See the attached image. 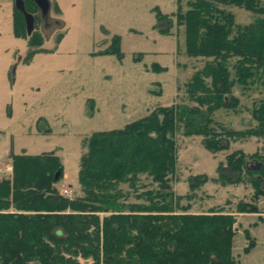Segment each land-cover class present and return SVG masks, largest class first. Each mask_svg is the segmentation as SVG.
I'll return each mask as SVG.
<instances>
[{
    "label": "trees",
    "instance_id": "obj_1",
    "mask_svg": "<svg viewBox=\"0 0 264 264\" xmlns=\"http://www.w3.org/2000/svg\"><path fill=\"white\" fill-rule=\"evenodd\" d=\"M33 2L25 0L27 10ZM187 5L186 12L173 15L185 28L186 54L212 58L186 83L188 100L200 106H158L123 128L91 134L80 159L82 194L73 197L56 186L63 166L53 153L12 155L13 178L0 181V264H238L235 214H258L264 223L258 204L264 198V154L238 150L219 167V180L250 185L252 199L230 210L219 205L193 213L196 191L208 177L193 176L187 194L174 189L177 136L182 129L186 136L202 137L212 153L229 150L239 139L264 141V98L253 104L256 125L246 130L214 119L220 109L237 108L235 85L257 84L264 91V5L262 0H189ZM232 9L262 16L240 25ZM172 17L156 10L161 33H170ZM13 18L15 36L30 38L35 53L43 38L28 34L15 6ZM119 42L115 36L98 54L120 57ZM251 161L258 164L250 166ZM246 234L248 241L254 239ZM254 245L250 242L246 252Z\"/></svg>",
    "mask_w": 264,
    "mask_h": 264
},
{
    "label": "rangeland",
    "instance_id": "obj_2",
    "mask_svg": "<svg viewBox=\"0 0 264 264\" xmlns=\"http://www.w3.org/2000/svg\"><path fill=\"white\" fill-rule=\"evenodd\" d=\"M188 1L51 0L48 26L38 22L34 31L43 43L31 54L30 38L16 37L13 32L14 1L0 0V181L13 178L12 155L53 153L63 166L56 184L59 191L70 187L72 197L82 194L80 159L84 140L91 134L123 128L158 106L199 107L188 100L186 83L212 58L186 54L185 28L173 15L178 10L186 12ZM156 10L173 16L170 33L159 31ZM232 11L240 25L262 16ZM115 36L121 56L99 55L110 48ZM233 93L239 99L237 108L216 111L215 121L235 131L255 126L251 110L264 98L263 89L257 84L245 89L235 85ZM182 133L180 129L177 136L179 180L174 189L187 194L193 176L208 177L196 191L191 212L219 205L230 210L252 199L250 185L219 180V167L238 150L264 154V141L239 139L231 142L229 150L212 153L202 145V137ZM257 164L250 162V166ZM258 202L264 209V198ZM235 215L233 254L238 264H264V223L258 214ZM246 231L253 240H247Z\"/></svg>",
    "mask_w": 264,
    "mask_h": 264
},
{
    "label": "water",
    "instance_id": "obj_3",
    "mask_svg": "<svg viewBox=\"0 0 264 264\" xmlns=\"http://www.w3.org/2000/svg\"><path fill=\"white\" fill-rule=\"evenodd\" d=\"M34 1L37 4V6L40 8L42 16L46 17L49 13L50 1L49 0H34ZM15 5L16 8L24 14L27 32L28 34H31V32L34 29V20H35L34 16L26 11L23 0H16Z\"/></svg>",
    "mask_w": 264,
    "mask_h": 264
},
{
    "label": "flooded vegetation",
    "instance_id": "obj_4",
    "mask_svg": "<svg viewBox=\"0 0 264 264\" xmlns=\"http://www.w3.org/2000/svg\"><path fill=\"white\" fill-rule=\"evenodd\" d=\"M14 2H13V7L15 6V8H16V5H15V1L16 0H13ZM24 1V4H25V9H26V11L28 12V13H30V14H32L33 16H34V29H33V31L31 32V34H29V35H32L33 34V32L35 31V25H36V19H38L39 20V23H41V22H43V24L44 25H46V26H48L47 25V23H48V17H43L42 16V13H41V10H40V8L37 6V4L35 3V1L33 2L34 3V6L33 7H31V9H30V11L29 10H27V8H26V3H25V0H23ZM50 1V9H51V7H52V3H51V0H49ZM36 8V9H35ZM49 9V10H50ZM24 15V14H23ZM13 16H14V13H13ZM24 20H25V17H24ZM13 23H14V18H13ZM25 25H26V21H25ZM27 28V27H26Z\"/></svg>",
    "mask_w": 264,
    "mask_h": 264
},
{
    "label": "built area",
    "instance_id": "obj_5",
    "mask_svg": "<svg viewBox=\"0 0 264 264\" xmlns=\"http://www.w3.org/2000/svg\"><path fill=\"white\" fill-rule=\"evenodd\" d=\"M65 196L71 197L72 196V189L67 187L62 192Z\"/></svg>",
    "mask_w": 264,
    "mask_h": 264
}]
</instances>
